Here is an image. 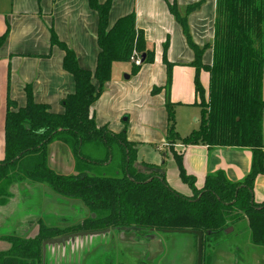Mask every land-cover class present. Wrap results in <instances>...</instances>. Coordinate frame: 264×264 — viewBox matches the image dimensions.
<instances>
[{
	"label": "trees",
	"instance_id": "16d2710c",
	"mask_svg": "<svg viewBox=\"0 0 264 264\" xmlns=\"http://www.w3.org/2000/svg\"><path fill=\"white\" fill-rule=\"evenodd\" d=\"M89 3L98 15L96 69H81L75 53L52 32V46L66 54L63 68L74 77L75 92L64 100L63 114H53L48 106L37 104L30 87L26 88V106L8 110L6 158L0 162V185L20 172L31 182L47 185L59 197L80 201L90 215L81 225L65 230L41 223L39 234L33 239L5 238L12 247L0 252V264H26L25 259H40L45 242L69 234L133 227L139 233L199 232L203 234V245L213 250L232 223L244 220L251 243L264 248V204H256L253 197L256 178L264 172V0H217L214 41L206 48L193 43L187 23L188 15L199 10L201 4L188 7L183 14L176 6H170L196 56L192 66L197 72L195 90L202 111L199 129L183 144L245 148L253 153L252 170L242 182L232 183L223 172H218L209 175L204 187L198 190L195 179L186 175L181 156L174 152L180 177L194 194L191 198L170 187L164 176L139 173L135 168L136 145L127 140L125 133L114 134L96 125L91 107L111 81L113 65L132 62L136 52L144 57L141 66L133 64L132 74L136 75L144 65L154 63L155 54L147 48L144 31L137 29L135 14L120 18L110 28L112 0L105 4L98 0ZM8 34L0 38V49ZM167 48L168 45L163 57L168 71L167 140L173 146L180 137L174 105L169 101L173 64L167 60ZM210 48L213 63L205 65L202 55ZM202 70L210 75L208 96L200 82ZM161 91L154 88L152 95ZM11 107L13 102H9ZM55 142L70 148L77 175H61L50 168L48 147ZM87 145L103 146L105 158L94 161L85 155L83 148ZM114 161L119 166L117 175H96L89 166H106Z\"/></svg>",
	"mask_w": 264,
	"mask_h": 264
},
{
	"label": "crops",
	"instance_id": "0c3cea01",
	"mask_svg": "<svg viewBox=\"0 0 264 264\" xmlns=\"http://www.w3.org/2000/svg\"><path fill=\"white\" fill-rule=\"evenodd\" d=\"M98 1L100 4H105L108 0ZM198 3L201 4L200 9L188 15L187 23L193 43L200 48H206L208 45L212 46L214 41L217 0H112L109 27L112 28L120 18L135 14L136 27L144 31L147 48L154 52L155 61L153 64L144 65L138 74L129 75L126 81L120 77L122 71L118 68L120 63L114 64L111 81L106 84L104 93L91 107V115L98 128L107 127L114 134L125 133L127 140L136 145L138 153L135 168L139 173L148 176H164L170 187L190 198L193 196L192 189L180 177L174 152L181 156L183 169L186 175L195 179L198 190L204 187L209 175L218 172H223L230 182L240 183L250 174L253 163V153L250 149L191 146L184 145L180 141L172 146L167 140L168 115L167 110L162 111V106H165L167 101L165 88L168 71L163 61L166 45H168L167 60L173 64L169 101L174 105L175 110L177 107L187 106L201 110L198 107L200 99L195 90L197 72L192 66L196 56L181 25L171 13L170 6H176L178 12L183 14L188 7ZM7 32L9 34L6 42L0 49V162L6 158L8 110L16 111L26 106L27 87L32 89L34 101L48 106L53 114H63L64 100L75 92L74 77L63 68L66 54L60 48L52 46V32L59 41L75 53L78 64L83 70L96 69L99 53L98 15L90 7L89 0H0V38ZM202 58L203 64L212 65L213 50L206 49ZM200 82L208 96L210 75L205 70L200 72ZM129 88L137 89V92L129 95L135 102H138L137 95L141 91L148 102L154 99L159 101L150 107L162 111L159 115L162 120L158 123L160 136L155 134L152 136L150 130H144V126L155 127L157 124L155 116L147 114L137 119L133 101H130L129 105H121L123 93ZM154 88H160L162 91L152 95ZM9 102H13L14 107L9 108ZM128 114L130 117L125 116ZM124 121L131 123L135 121L140 130L127 131ZM196 123L199 124L200 119H197ZM196 127L195 130L199 128L198 125ZM147 144H150L151 148L141 147ZM48 165L61 175L78 174L74 156L70 148L62 142L49 145ZM21 184L15 183L10 187L7 197H0L2 201L0 203V252H7L12 247L5 238L22 240L37 237L41 223L48 228L66 229V226L62 224H55L53 215H47L45 209L40 217L34 219H30L27 214L22 216V187L19 186ZM42 197L46 199L43 195ZM253 197L256 204H264V172L256 178ZM85 217H80V221L76 224L81 225ZM241 222L232 223L226 233L232 234ZM113 231L116 230L110 229L107 232L88 235L77 233L73 234L74 238L64 237L62 242L48 244L43 250L44 263L48 253L55 257L60 247H62L63 256H68L67 245H69L70 259H73L78 249L77 256L80 261L74 264H88L91 251L84 252L86 246L78 239L92 238ZM180 233L192 234L196 237L198 264L199 236L192 231ZM164 239L169 241H165L168 254L163 256L164 264H181L184 260L183 256H177L179 258L169 256L171 251L180 250L176 239L169 240L167 237ZM208 247L202 246L201 264H215L216 256L228 255L229 245L214 248L212 250L215 252L214 256L213 252L209 256L206 254ZM163 249L165 250L164 245Z\"/></svg>",
	"mask_w": 264,
	"mask_h": 264
},
{
	"label": "rangeland",
	"instance_id": "374dc122",
	"mask_svg": "<svg viewBox=\"0 0 264 264\" xmlns=\"http://www.w3.org/2000/svg\"><path fill=\"white\" fill-rule=\"evenodd\" d=\"M118 68H121L122 70L120 77L122 80H125L127 76L132 74L133 63H120L118 64ZM131 88L125 90L123 93L121 105H129V102L133 101L135 104L134 107L136 106L137 114L135 117H137V119L139 116H147V114L155 116V120L157 121L155 127L149 128L144 126V130H150V134H152V136L154 134L156 136H160L158 123L162 120V117L160 118L159 115L162 111H166V105L162 106L161 112L158 109L152 108L153 104L159 101L152 99L153 101L148 102L143 91L138 93L137 96L139 100L138 102H135L129 97V95L137 92V89ZM166 103H168V97ZM147 106H149V110L147 109ZM174 112L176 131L180 137V142L183 143V140L196 131L195 129L197 128V125L200 127V123H196V120L200 119L201 121L202 111L196 107L187 106L177 107L176 110L174 107ZM125 116L130 117V114ZM124 126L127 131L130 129L140 130V128L136 126L135 121L132 123L124 121ZM107 129L109 130V128ZM141 147L151 148V145H141ZM115 152L116 151L114 150V153ZM83 153L94 161L104 159L106 156L104 147L100 145H87L83 148ZM89 166H91L90 169H92V173L96 175H117L119 170L118 162L116 161L106 166ZM17 182L18 184L22 183L19 185L22 187V216L27 214L30 219H34L36 217H40L43 209H45L47 215H53V219L56 221L55 224H62L66 226V229H69L71 227L78 226L76 223L80 221V217H89L90 215L88 210L80 201L59 197L54 194L47 185L31 182L28 179H25L24 176H21L20 172L18 173V176L12 175L10 180L3 181L1 183L0 197H7L9 195L10 187ZM42 195L46 198L45 200ZM50 199H52V201H50ZM0 203H2V201H0ZM239 215H241V213H239ZM247 225V221H243L237 225L232 234L226 233V235L222 236L220 240H217L219 247L229 245V251L228 255L225 254L216 256L215 264H264V248L255 246L251 243V234ZM128 229L127 231H124V228L121 230L116 229V231L106 233L105 235L78 239L79 242H84L86 246L84 252L91 251V257L88 264H164L163 256L168 254V248L165 244L166 240L164 237H167L169 240L176 239L178 242L177 245L180 246V250L171 251L169 253L171 258L172 256L177 257L181 255L184 259L181 264H197L196 237L194 235L183 233H155L154 235H146L137 234L133 232L132 229ZM163 245L165 250L163 249ZM50 248L51 247L49 246V250ZM67 248L68 256H63L62 247H60V249L57 250L55 257L52 256L51 253H48L45 263L43 257L40 259H25L24 262H26V264H74L80 261L77 256L78 249L73 255V259H70L69 256L71 249L69 248V245H67ZM212 252V248L208 247L206 254L209 256ZM214 254L215 252H213V256Z\"/></svg>",
	"mask_w": 264,
	"mask_h": 264
},
{
	"label": "water",
	"instance_id": "95a60500",
	"mask_svg": "<svg viewBox=\"0 0 264 264\" xmlns=\"http://www.w3.org/2000/svg\"><path fill=\"white\" fill-rule=\"evenodd\" d=\"M142 62H144V57L142 59ZM126 79H129V77L127 76ZM93 218H95V215H93ZM127 229L128 228H124V231H127ZM130 229H132L133 231H139V229L136 228V227H133V228H130ZM99 233H102V232H99ZM195 233L199 236V260H198V264H201V260H202V246H203V234L199 233V232H195ZM88 234H95V233H85V234H81V235H88ZM70 237L74 238L75 235H71ZM65 238H68V237H65ZM65 238L55 239V240H52V241L45 242L44 243V248L48 244H55V243L62 242L63 241L62 239H65Z\"/></svg>",
	"mask_w": 264,
	"mask_h": 264
},
{
	"label": "built area",
	"instance_id": "2783aa9c",
	"mask_svg": "<svg viewBox=\"0 0 264 264\" xmlns=\"http://www.w3.org/2000/svg\"><path fill=\"white\" fill-rule=\"evenodd\" d=\"M132 63L139 67L142 65V58L140 57V55H138L136 52L134 53V55L132 56Z\"/></svg>",
	"mask_w": 264,
	"mask_h": 264
},
{
	"label": "flooded vegetation",
	"instance_id": "af4514ba",
	"mask_svg": "<svg viewBox=\"0 0 264 264\" xmlns=\"http://www.w3.org/2000/svg\"><path fill=\"white\" fill-rule=\"evenodd\" d=\"M84 222V221H83ZM121 232V231H120ZM133 232H135V233H137V234H146V235H154L155 233L154 232H152V233H144V232H142V233H139V231H133ZM81 233V232H80ZM72 234H69V235H66V236H62V237H59V238H64V237H70ZM59 238H56V239H59ZM55 240V239H54Z\"/></svg>",
	"mask_w": 264,
	"mask_h": 264
}]
</instances>
